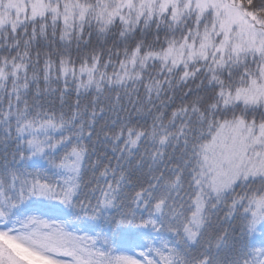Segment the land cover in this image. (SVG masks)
<instances>
[{"label": "snow or ice", "instance_id": "1", "mask_svg": "<svg viewBox=\"0 0 264 264\" xmlns=\"http://www.w3.org/2000/svg\"><path fill=\"white\" fill-rule=\"evenodd\" d=\"M0 264H264V0H0Z\"/></svg>", "mask_w": 264, "mask_h": 264}]
</instances>
